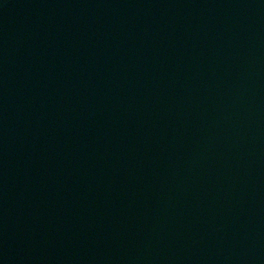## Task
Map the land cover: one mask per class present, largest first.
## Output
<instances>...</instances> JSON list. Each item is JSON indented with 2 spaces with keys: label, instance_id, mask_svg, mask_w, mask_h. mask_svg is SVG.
Returning <instances> with one entry per match:
<instances>
[{
  "label": "water",
  "instance_id": "obj_1",
  "mask_svg": "<svg viewBox=\"0 0 264 264\" xmlns=\"http://www.w3.org/2000/svg\"><path fill=\"white\" fill-rule=\"evenodd\" d=\"M0 248L264 264V0H0Z\"/></svg>",
  "mask_w": 264,
  "mask_h": 264
}]
</instances>
